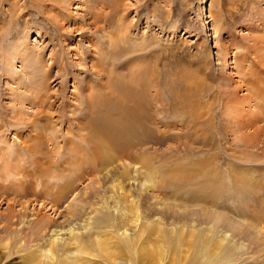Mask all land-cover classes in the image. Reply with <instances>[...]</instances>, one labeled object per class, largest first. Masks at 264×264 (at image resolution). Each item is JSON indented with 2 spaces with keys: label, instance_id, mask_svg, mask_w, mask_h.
Masks as SVG:
<instances>
[{
  "label": "rangeland",
  "instance_id": "rangeland-1",
  "mask_svg": "<svg viewBox=\"0 0 264 264\" xmlns=\"http://www.w3.org/2000/svg\"><path fill=\"white\" fill-rule=\"evenodd\" d=\"M26 1L0 0V15H2L0 16L2 26H0V112L9 118L13 113L12 100L15 92L24 93L25 97L30 96L31 92L36 90V83H43V80H39L41 75L47 78L43 86L48 91L49 99L39 107L31 105L29 99H26L27 102L25 101L22 107L20 104H14L17 107L15 113H19L22 109L21 117L16 113L19 117L18 125H12L11 122L0 134V186L7 184V175L13 173L16 176L17 174V167L10 164L14 162L8 159L11 166L8 163L3 164L6 152L12 154L15 150H21L23 145L28 143V134L37 127L40 129L41 126L46 128L40 132L42 150L49 151L52 148L47 131L53 133L54 140L57 139L61 144L67 145L70 139L72 140L68 129L77 131V125L81 123L86 125L90 120L93 122V117H98L91 104H86L87 97L91 95L89 91L93 89L92 86L98 81L116 82V77H110L107 81L106 67H113L112 72L117 73L118 81L121 78L119 86H122L121 82L125 80L122 83L126 87L131 82L129 69L132 64L145 65V73L150 75L148 76L149 82H154L157 88L160 86L159 91L154 87L144 88L147 108L144 113L148 131L143 152L150 159L145 169L150 168V173L156 174L154 177L157 181L161 176V186L155 185L156 188L152 189L151 184L147 183L144 192L140 189L141 181L138 178L136 162H131L128 173L121 165L112 168L118 163L113 162L98 175L100 177L98 182L105 188V191H102L104 188L99 186L97 181V183L91 182L94 176L84 178V180L77 181L79 184L75 183L76 189L70 192L72 195L70 193L64 195L61 199L62 203L59 204L60 208L56 212L53 208V210L48 207L43 208V203L40 204L39 201L28 200L22 208L18 203H12V200H9L11 203L9 201L7 203V199L0 197V264H65V261L69 259V252H66V255L59 254L50 257L44 251L45 245L47 247L46 242L54 237L51 229L56 226L57 230L60 229L58 237H67V228L71 227L86 241L85 246H89L88 249L85 248L87 250L83 252L84 254L78 256L80 259L76 258L78 255L76 253L70 255V258L78 259L77 264L84 262L85 264H116L111 262L110 255L106 257L107 254L104 253L103 256V252L101 253L96 243V237L105 238L104 240L111 244L113 247L111 249L116 250L119 256L120 254L123 257L125 255L126 264H264V105H262L264 94L259 96V94L249 93L248 89L254 86L251 87L250 83H247L257 81L263 85H259L262 87H259V90L264 92V64L260 61L264 57L261 56L263 53L261 48L264 47L261 44L264 43L262 41L264 38V14L262 13L264 12V0H107L104 6H99L100 0L95 2L94 0H37L35 5ZM116 2L119 3L118 7L115 5ZM90 4L97 6H95L98 9L97 13L96 10L94 13V10L90 8ZM30 5L35 7L30 9ZM21 11L24 13L19 16ZM254 14L256 17H253ZM107 30L110 35L117 36V39L125 38L122 39L124 44L121 43L122 54L117 53L121 55L118 58L112 59L110 54L106 55L101 51L107 41L104 35ZM3 31L5 34L2 33ZM18 37L21 41L27 39L28 46L34 48V57H40L43 70L48 71V74H42L40 71L33 73L34 70L31 67L27 64L25 66L27 62L22 64L21 59L13 54L10 69L14 75L10 76L11 71L7 72L3 63H6L9 51L14 53L12 50ZM4 49H7L6 56ZM2 56H5V60L1 61ZM117 59H121L120 62ZM65 65L66 68H64ZM96 67L102 69H96ZM99 70L105 72L102 71V74ZM120 76H124V79ZM75 91L78 95L81 94L78 99L74 94ZM117 93L115 98L109 99V102L105 104L109 108L114 107V115L118 107L122 108L120 105L123 103L120 102V98L124 97L123 101H126L129 97L123 96V89L120 87ZM156 96L160 98L158 97L157 100ZM259 99L262 100L259 101ZM49 101L53 103L50 108H46L48 115L36 118L35 112L43 109ZM155 102L160 104L156 105ZM83 109H85L84 114L81 113ZM32 119L33 123L30 124ZM57 134L58 138H56ZM124 135L132 138L130 145L134 146L138 142L135 136L137 131L131 134L127 132ZM65 140H67L66 143ZM191 148L194 149L191 150ZM132 151L134 154L139 152L138 150ZM206 151L207 153H204ZM189 158L191 161L209 159L208 167L212 170L214 168L220 170L221 174L215 171L214 175L226 178L227 183L237 167L236 171H243L242 175L251 178L250 181L255 184L253 193L247 194L248 196L241 195L236 190H232L233 194L229 193L228 196H224L222 205L225 209H220L221 202L213 205L217 208L212 207L214 209L212 211H224L232 219L236 218L231 230L219 226L211 233L213 241H216L223 233L221 231L218 235L216 230H226L227 243L236 244V248L231 247L233 248L232 253H227L225 258L223 251L215 253L214 248L213 253L210 254L216 256L213 259L208 258L209 255L205 251H200L204 250V247H207L211 241H209L210 233L206 231L208 224L200 222L203 219L202 209L185 207L178 200L173 174L183 166L181 161L186 160L185 163H188ZM188 165L184 164V167ZM62 166L33 167L36 169V174H34L38 175L43 183L49 181L53 186L57 178L56 173L59 171L62 173L64 168L67 173L73 165L70 166L69 163V166L68 164ZM33 168L32 171H34ZM106 170L114 171L113 178L101 177ZM72 171L71 174L75 172V169ZM19 175L14 177L16 179L14 183L18 188L22 185L27 186L31 182L33 187H35L34 184L40 183L36 177L35 181H31ZM120 175L125 177V180ZM3 178L5 179L1 182ZM118 181H120L121 192L116 190L117 186L111 188V185H116ZM40 186H37V190ZM93 186L100 188L102 194L105 192V196H101L99 191H94ZM223 187L224 185L222 189ZM29 189L34 191L36 188ZM111 189L116 191L113 192ZM113 193L117 195L114 197L117 199L110 197ZM141 193L145 196L144 204L139 197ZM67 195L69 196L65 199ZM183 197L181 196L180 199L187 200ZM249 197L251 200H248ZM18 198L23 200L19 196L16 199ZM111 200H114V203L119 200L116 203L119 206L113 205ZM86 202H90L88 203L90 206ZM69 203L73 207L70 208ZM237 204L244 206L245 211L236 208ZM75 207L82 210V213L72 217L69 210ZM247 211V215H244ZM42 215L44 219H49L50 229L44 236L41 235L39 236L41 238H38L35 237L37 233L33 232V229L29 230V227L36 219L35 216L42 217ZM44 215H47L46 218ZM89 221L93 224L91 228L87 224ZM190 225H196L195 231ZM198 230H202L205 240L200 249L193 250L192 245L198 244L196 235ZM192 231L195 234L194 237L191 235ZM178 236L183 238L181 245L179 240L177 241ZM92 240H95L96 245H93ZM72 250H74L73 247ZM30 260L31 262H28Z\"/></svg>",
  "mask_w": 264,
  "mask_h": 264
},
{
  "label": "bare ground",
  "instance_id": "bare-ground-1",
  "mask_svg": "<svg viewBox=\"0 0 264 264\" xmlns=\"http://www.w3.org/2000/svg\"><path fill=\"white\" fill-rule=\"evenodd\" d=\"M26 1V0H24ZM37 0H27L26 2H28L29 4L32 3L34 4ZM66 1V0H65ZM92 1V0H91ZM90 1V2H91ZM96 0H94L95 2ZM255 1V0H254ZM38 2V1H37ZM89 2V3H90ZM107 0H100V2L98 3L99 6H104L106 4ZM60 3V2H59ZM42 4V3H41ZM88 4V3H87ZM96 4V3H94ZM109 4V3H108ZM107 4V5H108ZM115 4V3H113ZM117 3L116 2V6H117ZM25 5V4H24ZM23 5V7H24ZM35 5V4H34ZM62 5V3H61ZM64 5V4H63ZM86 5V4H85ZM110 6L112 4H109ZM3 6V5H2ZM28 6V4H27ZM90 8L94 10V13H95V10H96V13H97V6L95 7L93 4L91 5L90 4ZM110 6H108L110 8ZM115 6V7H116ZM30 9L31 8H34V7H31V5L29 6ZM28 7V8H29ZM40 7V6H39ZM86 7V6H85ZM114 7V6H112ZM118 7V6H117ZM15 8V6H14ZM52 8V7H50ZM229 8V7H228ZM243 8V6H242ZM250 8V7H249ZM1 9V8H0ZM5 9V8H3ZM2 9V10H3ZM38 9V8H37ZM45 9V8H43ZM100 9V7H99ZM35 10V9H33ZM40 10V9H39ZM47 11V9H45ZM88 12L90 11L89 8L87 9ZM92 10V11H93ZM101 10V9H100ZM113 10V9H112ZM115 10V9H114ZM118 10V8H117ZM16 11V10H15ZM23 11H25L23 9ZM28 11V10H27ZM38 11V10H36ZM61 11V10H60ZM107 11V10H106ZM18 12V11H17ZM64 12V11H63ZM103 12V11H102ZM239 12V11H238ZM258 12V11H257ZM16 13V12H15ZM24 12L21 11V13L19 14V16L21 14H23ZM28 13V12H26ZM92 13V12H91ZM92 13V14H94ZM109 13H112V12H109ZM108 13V14H109ZM264 14V12H262ZM11 14V13H10ZM45 14V12H44ZM90 14V13H89ZM88 14V15H89ZM116 14V13H114ZM113 14V15H114ZM6 15V14H5ZM33 15V14H32ZM41 15V14H40ZM53 15V14H52ZM85 15V14H84ZM91 15V14H90ZM107 15V14H106ZM2 16V15H0ZM7 16V15H6ZM24 16V15H23ZM27 16V15H26ZM93 16V15H92ZM235 16V15H234ZM15 17V16H14ZM13 17V18H14ZM42 17V15H41ZM52 17V16H51ZM64 17V16H63ZM103 17H104V14H103ZM102 17V18H103ZM253 17H256V15L254 14ZM35 18V17H34ZM46 18V17H45ZM44 18V20H46ZM99 18V17H98ZM101 18V19H102ZM112 18V17H111ZM262 18V17H261ZM8 19H11L8 17ZM33 19V18H32ZM43 19V18H42ZM109 19V18H107ZM113 19V18H112ZM16 20V19H15ZM49 20V19H48ZM18 21V20H17ZM17 21H15L17 23ZM21 21V20H20ZM97 21V20H95ZM106 21V20H105ZM263 21V20H262ZM115 22V21H114ZM113 22V23H114ZM118 22V21H116ZM55 23H57L55 21ZM85 23V22H84ZM83 23V24H84ZM88 23V22H87ZM3 24V23H2ZM58 24V23H57ZM56 24V26H57ZM89 24V23H88ZM97 24H98V21H97ZM18 25V24H17ZM85 26L87 24H84ZM92 25V24H91ZM113 25V24H111ZM117 25V24H116ZM1 26V24H0ZM12 26V25H10ZM59 26V24H58ZM62 26V25H61ZM60 26V28H61ZM93 26V25H92ZM98 27V25H95ZM2 27V26H1ZM8 27V26H7ZM16 27V26H15ZM63 27V26H62ZM90 27V26H88ZM87 27V28H88ZM95 27V28H97ZM106 27V26H105ZM112 27V26H111ZM10 28V27H9ZM13 29H15L14 27H12ZM26 28V27H25ZM56 28V27H55ZM58 28V27H57ZM64 28V27H63ZM102 28V27H101ZM79 29V28H78ZM89 29V28H88ZM103 29V28H102ZM7 30V29H6ZM19 30V29H18ZM60 29H58L59 31ZM17 31V30H16ZM86 31V30H85ZM88 31V30H87ZM90 31V30H89ZM92 32H95V30H91ZM97 31V30H96ZM102 31V30H101ZM117 31V30H116ZM258 31V30H257ZM13 32V31H12ZM11 32V33H12ZM60 32V31H59ZM107 32V33H106ZM4 33V31L2 32ZM64 33V32H63ZM67 33V32H66ZM100 33V31H99ZM5 34V33H4ZM8 34V33H7ZM15 34V33H13ZM58 34V33H57ZM56 34V35H57ZM62 34V33H61ZM95 34V33H94ZM97 34V33H96ZM114 34V33H113ZM260 34V33H259ZM262 34V33H261ZM64 35V34H63ZM101 35V34H100ZM104 35L106 37L105 38H102L103 40L105 39L106 41V44L104 45V48H101L103 51L104 54L108 55L110 54L112 56V59H114V57L118 58L119 56L121 55H117V53L119 54H122V52L120 51L122 49V45L121 43H123L122 39L123 38H120V39H117V36L115 35H110L108 30L104 32ZM60 36V35H58ZM62 36V35H61ZM88 36V35H86ZM97 36V35H96ZM101 36H99L100 38ZM252 37V36H251ZM101 39V40H102ZM125 39V38H124ZM123 39V40H124ZM254 39V37H253ZM261 39V37H260ZM23 40V39H22ZM96 40V39H95ZM27 39L21 41L18 37V39H16V44L14 45V49L12 50L14 53H10L11 51L8 52V59L6 60V63L4 64L3 62V66L4 68L6 67V70L7 72H10L11 71V67L10 65L12 64V56H14L15 54L17 55L18 58L21 59V63L24 64L25 62V66L26 64L28 65V67H31L35 73L40 71L42 74L44 73H47L48 74V71L46 70H43V66L41 64V60H40V57H37L35 56L34 57V54H35V51H34V48L33 47H29L28 46V43L26 42ZM256 41V40H255ZM261 41V40H260ZM264 41V38L263 40ZM125 42H128V41H125ZM124 44V43H123ZM126 44V43H125ZM129 44V43H128ZM126 44V45H128ZM264 45V43H261ZM259 44V46L261 45ZM239 46V45H238ZM237 46V47H238ZM258 46V45H257ZM4 47V46H3ZM125 48V47H124ZM127 48V47H126ZM130 48V47H129ZM261 48V47H260ZM247 49V48H246ZM263 53H261V56H264V47L261 48ZM3 50V49H2ZM242 50V49H241ZM124 51V49H123ZM126 51V50H125ZM128 51V50H127ZM258 51V50H257ZM7 52V49H4V55L6 56V53ZM121 52V53H120ZM3 53V52H2ZM100 53V52H99ZM14 54V55H13ZM259 54V53H257ZM101 55V54H100ZM117 55V56H116ZM256 55V54H255ZM5 56H2L1 57V61L2 59H4ZM102 56V55H101ZM111 56L109 58H111ZM260 56V57H261ZM99 57V56H98ZM127 57V56H126ZM137 57V56H136ZM128 58V57H127ZM97 59V58H96ZM102 59V58H101ZM5 60V59H4ZM103 60L105 61V57L103 58ZM103 60L101 62H103ZM119 60V59H117ZM121 60V59H120ZM120 60L118 62H120ZM54 61V60H53ZM263 62L264 64V57H262V59L260 60ZM94 62V61H93ZM98 62V61H97ZM100 62V63H101ZM138 63V62H137ZM56 64V63H55ZM247 64V63H246ZM114 65V64H113ZM119 65V63H118ZM118 65H116L118 67ZM249 65V64H248ZM57 66V65H56ZM64 66V65H63ZM84 66V65H83ZM115 66V67H116ZM242 66V65H241ZM51 67V66H49ZM105 67V66H103ZM114 67V69H115ZM248 67V66H247ZM66 68V65L65 67ZM87 68V67H86ZM93 68V67H92ZM100 69L101 67H96V69ZM107 68V75H108V79L107 81H109V78L110 77H116L115 80L116 82H113L111 79V81H109L108 83H103L101 81H98L95 85H90L93 87V89H90V97H87V103L86 104H91V107L92 109H94L93 111H95L98 115L97 118L93 117V122L90 120L88 124L84 125L83 123H81V125H77V131L75 130H71V129H68L69 133L71 134V137L72 140L70 139V141L66 144H61V142H59V140L57 139H53V133H48L47 131V136H48V139L49 141L52 142V148L49 150V151H46V150H42V147H41V140H40V137H41V131L43 129L46 130V128L44 126H41V128L38 129L35 128L34 129V133H30L28 134V143H25L23 145V148L20 150H15L12 154L11 152L8 153L6 152V156L5 159L3 160V164L4 163H8V159L11 161V162H14V163H10L12 165H15L17 167V174L16 176L11 173V175H7V184H1L0 186V197L3 199H7V203L8 201L12 200L11 202L13 203H18L19 205L22 206H25V203L26 201L28 200H31L33 202H40V204L43 205V208H46L48 207L49 209H54V212H56V210H58V208H60V202H61V199L64 198V195H66L67 193H72L74 189H76V185L75 183L77 181H80V180H84V178H89L90 176H94V178L91 180V182H98L100 177L98 176L103 169L106 168V166H109L111 165L113 162H118L116 163V165L112 166L113 167H118L119 165H121L123 167V170L125 169V172L128 173L129 171V166L131 164V162H136V164H138V178L140 179L141 181V187L140 189L144 192H145V189L147 188V183H150L151 184V188L153 189L155 187V185H159L161 186V176L160 178H158L159 180H155V177L154 175L156 174H152L150 173V168L149 169H145L148 167L149 165V162H150V159H149V156L145 154V152H143V150L145 149L144 147V144L146 143V136H147V131H148V128H147V124H146V121H145V116L146 114L144 113L145 112V109L146 108V103H145V96H144V88H149V87H154L155 89H158L159 91V88L155 87L154 86V82L151 83L149 82V78L148 76L150 75H147L145 73V65H139V64H132V67H130L131 69L130 70V77H129V80L131 78V82L129 84V86H124L123 85V81L125 82V80H122L121 84L122 86H119L120 83V77H122V79H124L123 77L124 76H120L119 78V81H118V77L116 76L117 73H114L112 72V68L110 67H106ZM59 69V68H58ZM71 69V68H70ZM69 69V70H70ZM95 69V68H93ZM102 69V68H101ZM246 69V68H245ZM104 70V69H103ZM101 70V72L103 71ZM117 70V69H116ZM90 71H92L90 69ZM143 71V72H141ZM39 72V73H40ZM96 72V71H95ZM100 72V70H99ZM100 72V73H101ZM105 72V71H103ZM102 72V74H103ZM121 72V71H120ZM241 72V71H240ZM247 72V71H246ZM249 72V71H248ZM247 72V73H248ZM98 73V72H97ZM46 74V75H47ZM50 74V73H49ZM124 74V73H123ZM122 74V75H123ZM148 74H149V71H148ZM14 73H12V71L10 72V76L13 77ZM119 75V74H118ZM259 75V74H258ZM51 77V76H50ZM57 77V76H56ZM74 77V76H73ZM103 77V76H101ZM100 77V78H101ZM43 80V83L42 82H39V83H36L35 85V88L36 90L31 94L30 96L28 97H25L24 93L21 94V92H15V90H13V92H15V96H14V99L12 100L13 102V105H12V112H11V109H10V112L12 113V115L8 117H5L1 114L0 112V134H2L3 130H4V127L8 126L11 124L12 122V125H16L17 122L19 121V117H17L18 115L20 116L21 114V110L19 111V113H15V109L17 107H15L14 104H20L22 107V104H24V102L27 100L26 99H29V103H31V105H36V106H40L44 101H46L48 98V91H46V89L44 88L43 85L46 84V81H47V78L46 76L43 77V75L39 76V80ZM113 79V78H112ZM126 79V77H125ZM152 79V78H151ZM249 80V79H248ZM247 80V81H248ZM252 81V79H250ZM104 81V80H103ZM153 81V80H152ZM60 82V80H59ZM246 82V81H245ZM49 82H47L48 84ZM61 83V82H60ZM59 83V84H60ZM82 83V82H81ZM159 83V82H157ZM247 83H250L249 86L251 85L254 86V88H250L248 89L249 93L251 94H259V96H263L261 94H264L263 91H260L259 90V87L263 86L259 83H257V81H253V82H247ZM263 84V83H262ZM24 85V84H22ZM83 85V84H82ZM261 85V86H259ZM21 86V85H20ZM25 86V85H24ZM119 87L120 89H123V96H129L128 97V100L126 101H123V99H125L124 97L120 98V102L123 103L121 104L120 106H122V108L120 107H116V112H115V115H114V107L113 108H109L107 107L105 104H107L109 102V99H113L115 98V96H117V91H119ZM122 87V88H121ZM124 87V88H123ZM153 88V89H154ZM262 88V87H261ZM19 89V88H18ZM32 91V90H31ZM154 91V90H153ZM157 91V90H156ZM116 92V94H115ZM150 92V91H149ZM120 93V92H119ZM155 93V92H154ZM17 94V95H16ZM74 94L76 95V98L78 99L79 97H81V94L78 95V92L75 91ZM152 94V93H151ZM12 95V94H11ZM55 95V94H54ZM122 95V94H121ZM149 95V94H148ZM155 95V94H154ZM157 95H158V92H157ZM255 95V96H256ZM27 96V95H26ZM51 96V95H49ZM53 96V95H52ZM149 97V96H148ZM151 97V96H150ZM157 97V96H156ZM159 97V96H158ZM156 98L157 100L160 98ZM250 97V96H249ZM258 97V96H256ZM58 98V97H57ZM56 98V99H57ZM60 98V97H59ZM52 99V98H51ZM147 100V99H146ZM262 100V99H261ZM259 99V101H261ZM112 101V100H111ZM119 101V100H118ZM15 102V103H14ZM119 102V104H120ZM159 102V101H158ZM157 104H160L158 103ZM46 103V102H45ZM51 103H53V101H49V104H45L43 106V109L41 108V110L35 112V117L36 118H39L40 116H45V115H48V111L47 109L50 108L51 106ZM118 103V102H117ZM153 103V102H152ZM151 103V104H152ZM261 103V102H259ZM258 103V104H259ZM264 103V102H263ZM262 103V105H264ZM113 104V103H111ZM150 104V105H151ZM156 104V102L154 103ZM156 104V105H157ZM231 104V103H230ZM236 104V103H235ZM257 104V105H258ZM105 105V106H104ZM156 105H154L156 107ZM234 105V104H233ZM42 106V105H41ZM53 106V105H52ZM78 106V104L76 105ZM101 106V107H100ZM104 106V107H102ZM160 106V105H159ZM105 107L107 109H105ZM259 107V106H258ZM1 108V107H0ZM47 108V109H46ZM102 110H101V109ZM149 108V107H148ZM46 109V110H45ZM60 109V107H59ZM59 109L57 111V113L59 112ZM104 109V110H103ZM152 109V108H151ZM85 109L81 110L82 114H84V111ZM153 110V109H152ZM151 110V112H152ZM51 111V110H50ZM147 111V110H146ZM262 112V111H261ZM126 113V114H125ZM158 114V112H156ZM129 114V115H128ZM154 114V113H153ZM161 114V113H159ZM262 114V113H261ZM17 115V116H16ZM55 115V114H54ZM155 115V114H154ZM21 117V116H20ZM47 117V116H46ZM82 117V116H81ZM160 117V116H159ZM158 117V119H159ZM62 118V117H61ZM147 118V117H146ZM264 118V116H263ZM44 119V118H43ZM56 119V118H55ZM65 119V118H64ZM63 120V119H62ZM152 120V119H151ZM24 121V120H22ZM46 121V120H45ZM49 121V120H48ZM64 121V120H63ZM95 121V122H94ZM47 122V121H46ZM55 122V121H53ZM61 122V121H59ZM159 122V120H158ZM21 123V122H19ZM24 123V122H23ZM30 124L33 123V119H32V122H29ZM45 123V122H44ZM49 123V122H48ZM62 123V122H61ZM18 125V124H17ZM34 126H36L35 122H34ZM55 126V125H54ZM61 127V126H60ZM234 127V126H233ZM157 128V127H156ZM160 128V127H159ZM158 128V129H159ZM24 129V128H23ZM57 129V128H56ZM40 130V131H39ZM39 131V132H38ZM57 131V130H56ZM134 131H137V135H135L137 138H138V142L132 146L130 145L132 142V138L128 136H123V134L125 133H134ZM49 132H50V129H49ZM58 132V131H57ZM139 133V134H138ZM60 134V133H58ZM58 134L56 136V138H58ZM55 135V134H54ZM64 135V134H63ZM61 135V136H63ZM156 135V134H155ZM157 136V135H156ZM46 137V136H45ZM44 137V138H45ZM68 137V136H67ZM43 138V137H42ZM47 139V137H46ZM45 139V140H46ZM69 139V138H68ZM67 139V140H68ZM75 139V140H73ZM67 140H65L64 142L66 143ZM137 140V139H136ZM47 141V140H46ZM55 141V142H54ZM48 142V141H47ZM46 142V143H47ZM125 144H124V143ZM20 143V142H19ZM63 143V142H62ZM49 145V143H48ZM128 145V146H127ZM244 145V144H243ZM21 146V145H20ZM130 146H132V148H130ZM244 146H247L246 144ZM22 147V146H21ZM48 147V146H47ZM130 148V149H129ZM194 149V148H191V150ZM132 150H138L139 152L138 153H133ZM203 150V149H202ZM186 151V150H185ZM190 152V151H189ZM197 153V152H196ZM204 153H207L204 152ZM198 154V153H197ZM196 154V155H197ZM192 155V154H191ZM200 155V154H199ZM218 156V154H217ZM13 157V158H12ZM212 157V156H211ZM190 159V158H189ZM209 159H200V160H192L190 159V161L188 163H185V161H181L182 163V167L181 169H179L177 172L174 171V174H173V177L175 180V191L177 193V197L179 198L178 200L181 202V205L185 206V207H194V208H200L202 209V212H201V217H203V219L200 221V222H204L206 224H208L206 226V231L208 233H210V243L208 244L207 247H204L205 249L203 250H200V251H205L209 256L208 258H211L213 259L214 257H216L214 254L213 255H210L214 248L215 250V253H220V252H224V258L226 257L227 253H232V249L233 248H236V244L235 245H229L227 243V232L226 230L227 229H230L232 226H234V222L236 220V218L232 219L231 217H229L227 214L224 213V211H219V210H216V211H212L214 210L212 207H214L213 205L217 204L218 202H221V205H219L220 209H225L222 205V203L224 202L222 199L224 196H228L229 193H232V190H236V191H239V194L245 196H248L247 194H251L253 193V189H254V183L253 181L251 182L250 179L251 178H247L246 175H242L243 174V171H236L237 167L235 168V170L232 172L233 176L231 177V179L229 180V183L226 182V178L224 177H219L218 175L215 176L214 174L217 173H220L218 169L214 168L213 170L208 167L209 166ZM28 162V163H27ZM30 162V163H29ZM69 163H70V166H71V169L70 170H67L68 172L66 173V169L62 170V173H60V171L58 173H56V181L55 183L53 184H50L49 181H46L45 183H43L42 179L38 176V175H35L36 173V169H34L33 167H39V166H48V168L50 167H57V166H61L63 167L62 165H67L69 166ZM9 164V163H8ZM9 164V165H10ZM184 164H189L188 167H184ZM11 166V165H10ZM15 167V168H16ZM60 167V168H61ZM14 168V167H13ZM20 170H19V169ZM32 168L34 169V171H32ZM47 168V169H48ZM108 168V167H107ZM180 168V167H179ZM75 169V172L73 174H71ZM122 169V168H121ZM239 169V168H238ZM9 170V169H8ZM14 170V169H13ZM19 170V171H18ZM37 170H39L37 168ZM46 170V169H45ZM112 170V169H111ZM118 170V169H117ZM115 170V171H117ZM48 171V170H47ZM109 171V170H108ZM106 170V172L104 174H102V178H111L112 175L114 176L115 173L113 174V172L109 171L108 172ZM155 171V170H154ZM216 171V172H215ZM9 172V171H8ZM15 172V171H14ZM19 172V173H18ZM38 172V171H37ZM41 172V171H40ZM66 174H65V173ZM123 172V171H122ZM124 172V173H125ZM156 172V171H155ZM215 172V173H214ZM35 173V174H34ZM103 173V172H102ZM121 173V172H120ZM123 173V174H124ZM18 174L21 175L22 178L26 179V180H31V181H35V177L38 179V181H40V183H36L34 184L35 187H33V183L31 185V183L27 186H24L22 185V187L20 186V188L17 187V184L14 183V177H18ZM61 174V175H60ZM122 174V173H121ZM221 174V173H220ZM19 175V177H20ZM41 175V174H40ZM44 176H46L44 173H43ZM125 177H126V174H124ZM171 175V174H170ZM10 176V177H9ZM121 176V175H120ZM172 176V175H171ZM39 177V178H38ZM123 180H125L123 178V176H121ZM251 177V176H250ZM22 178H17V179H22ZM47 178V177H46ZM52 178V177H51ZM113 178V177H112ZM5 178H3L1 180V182L4 180ZM54 179V178H53ZM58 179V180H57ZM246 179H248V181H246ZM23 180V179H22ZM21 180V181H22ZM25 180V181H26ZM10 181H12L10 183ZM24 181V182H25ZM60 181V182H59ZM16 182V181H15ZM23 182V181H22ZM96 182V183H97ZM172 182V181H171ZM26 183V182H25ZM28 183V182H27ZM26 183V184H27ZM78 183V182H77ZM76 183V184H77ZM100 182H98L97 184H99ZM120 181H118L116 183V185H111V188H114L115 186H117V191L121 192V187L119 185ZM11 185V187L9 185ZM24 184V183H23ZM79 184V183H78ZM93 184V183H92ZM103 184V183H102ZM40 186V189H38V187ZM56 187H55V186ZM95 185V183H94ZM224 185V189H222V186ZM38 186V187H37ZM98 186V185H96ZM96 186H93V190L94 191H99V193L101 192L100 191V188L98 189ZM99 186L103 187L101 184H99ZM26 188V189H25ZM29 188H36L34 189V191H31ZM43 188V189H42ZM78 188V187H77ZM86 188V187H85ZM104 188V187H103ZM156 188V187H155ZM55 189V191H54ZM228 189V190H227ZM91 190V189H90ZM89 190V191H90ZM92 190V191H93ZM102 190V188H101ZM115 190V191H116ZM158 190V189H157ZM86 191V190H85ZM102 191H105V188L102 190ZM111 191H113L111 189ZM113 191V192H115ZM141 191V192H142ZM160 191V190H159ZM70 193V194H71ZM97 193V192H95ZM175 193V194H176ZM98 194V193H97ZM102 194V192H101ZM105 194V192L101 195L103 196ZM11 195H13V197H10ZM72 195V194H71ZM70 195V196H71ZM20 197L22 198L23 200L21 199H16L17 197ZM69 195H67L65 197V199L68 197ZM92 196V195H91ZM94 196V195H93ZM98 196V195H97ZM100 196V194H99ZM105 196V195H104ZM110 196V195H109ZM117 197V195H115V193H113L110 197L113 199L114 197ZM181 196H184L187 200H182L180 199ZM10 197V199H9ZM109 197V198H110ZM141 197L142 201L145 199V196L143 195V193H141ZM183 197V198H184ZM252 197V196H251ZM95 198V196H94ZM110 198V199H111ZM124 198V197H123ZM231 198V197H230ZM247 198V197H245ZM244 198V199H245ZM89 199V198H88ZM87 199V200H88ZM93 199V197H92ZM114 199H117V198H114ZM126 199V198H125ZM100 200V199H99ZM128 200V199H127ZM227 200V199H226ZM248 200H251V198L249 197ZM9 201V203H11ZM106 201V200H105ZM112 201V200H111ZM116 201V200H115ZM119 201V200H117ZM117 201L114 203V200L112 201L113 202V205H115L117 203ZM124 201V200H123ZM130 201V200H129ZM133 200H131L130 202H132ZM85 202V201H84ZM92 202V201H90ZM88 202V203H90ZM62 203V202H61ZM87 203V202H86ZM85 203V205H86ZM87 203V204H88ZM144 204V201L142 202ZM17 204V205H18ZM93 204V203H91ZM141 204V202H140ZM141 204V205H143ZM9 205V204H8ZM239 204L236 205V208H240L241 211H245V208L244 206H238ZM70 208L73 207V205L71 203H69L68 205ZM82 206V205H81ZM88 206H90L88 204ZM119 206L116 204V207ZM211 206V207H210ZM9 207V206H8ZM83 207V206H82ZM105 207V206H104ZM111 207V206H110ZM227 207V206H226ZM76 208V207H75ZM73 208L69 210V213L71 214L72 217L76 216V215H80L82 213V210H79L81 209V207L79 206V209H75ZM84 208V207H83ZM126 208V207H125ZM193 208V209H194ZM214 208H217V207H214ZM248 208V207H247ZM246 208V209H247ZM52 209V210H53ZM244 209V210H243ZM235 211H237V209L234 208ZM106 211V210H105ZM102 213V212H101ZM238 214V212H236ZM248 211L244 213V215H247ZM38 215V214H37ZM109 215V214H108ZM45 218L47 215H44ZM13 217V216H12ZM11 217V218H12ZM36 219L34 221H32V223L30 224V227H29V230L32 231L33 229V232H36L37 234L35 235V237H38V238H41L39 236L41 235H45L46 231L50 229V225H49V222L47 219H44L43 215L42 217L40 216H35ZM108 217V216H107ZM5 218V217H4ZM259 218V217H258ZM231 221H229V220ZM260 219V218H259ZM6 220V219H5ZM233 220V221H232ZM7 221V220H6ZM106 221V220H104ZM109 222V221H108ZM198 223V221H196ZM101 223V222H100ZM103 223V222H102ZM107 223V222H105ZM12 224V223H10ZM88 225H90L89 228H91V226H93L92 222H88L87 223ZM97 224V223H96ZM10 226V225H9ZM12 226V225H11ZM191 226V229L193 231L194 230V227L196 225H190ZM219 226H222L223 228H225L226 230H219L217 229L216 230V233L219 235V232H223L220 236L221 238H218L216 239V241H213V237L211 235L212 231L214 230V228L216 227H219ZM242 226V225H241ZM57 227V226H56ZM56 227H53L51 229V232L53 233L52 236L54 237H51L46 243H47V247L45 245V253L48 255L51 256H55V255H64L66 252H69L68 254V260L65 261V264H77L79 261L78 259H80V257H78L80 254H84L83 252H85V250L88 249V247L85 246L86 244V241L83 240L82 236L80 234H78L77 232H75L71 227H68L67 228V231H68V236L65 237V238H62V237H58V231L60 232V229H56ZM87 227V225H86ZM243 227V226H242ZM7 229H10L8 228V226H6ZM88 228V229H89ZM231 230V229H230ZM5 231V230H4ZM192 231V236L194 237L195 234L194 232ZM202 230H198L197 231V239H198V244L196 245L194 243V246L192 245V248L193 250H197L198 248L200 249V247H202L201 245L203 244V241L205 240L204 238V233L202 234ZM29 234V233H28ZM204 235V236H203ZM33 236V235H32ZM238 238V237H237ZM105 238H97L96 237V243L97 245L99 246V249L101 251V253L103 252V256H104V253L107 254V256L110 255L111 257V262H114L116 264H126L127 261L125 258V255L124 257L122 256V254H119L117 253V251L115 252L113 249L111 244H109L108 241L104 240ZM107 239V237H106ZM179 240V244L181 245V243L183 244V238L181 239V236H178V239L177 241ZM93 241V240H92ZM208 241V242H209ZM226 241V243H224ZM111 243V242H110ZM87 245V244H86ZM93 245H96L95 244V240L93 241ZM109 246H110V249H109ZM72 247L74 250H72ZM233 247V248H231ZM87 248V249H85ZM118 248V247H117ZM97 249V248H96ZM110 252V254H109ZM136 252V251H135ZM43 253V254H45ZM78 254L77 257L75 255L76 258H78L76 260V258H70L71 254ZM46 255V256H47ZM66 255V254H65ZM102 255V254H101ZM45 256V257H46ZM114 256V257H112ZM119 256V257H118ZM122 256V258H121ZM66 257V256H65ZM73 257V256H72ZM102 257V256H101ZM132 258V257H131ZM146 258V257H145ZM66 259V258H65ZM126 261V262H125ZM28 262H31L28 261ZM60 262V261H59ZM133 262V261H132ZM130 263V262H129ZM28 264H34V263H28ZM85 264V262L83 263ZM89 264V263H88Z\"/></svg>",
  "mask_w": 264,
  "mask_h": 264
}]
</instances>
